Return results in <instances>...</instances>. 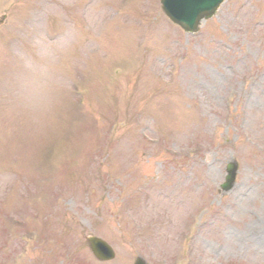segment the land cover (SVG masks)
Returning a JSON list of instances; mask_svg holds the SVG:
<instances>
[{
	"label": "rangeland",
	"instance_id": "1",
	"mask_svg": "<svg viewBox=\"0 0 264 264\" xmlns=\"http://www.w3.org/2000/svg\"><path fill=\"white\" fill-rule=\"evenodd\" d=\"M159 3L0 0V264H264V0Z\"/></svg>",
	"mask_w": 264,
	"mask_h": 264
},
{
	"label": "water",
	"instance_id": "2",
	"mask_svg": "<svg viewBox=\"0 0 264 264\" xmlns=\"http://www.w3.org/2000/svg\"><path fill=\"white\" fill-rule=\"evenodd\" d=\"M223 0H162L166 14L176 23L182 25L184 30L193 31L203 18H210ZM236 167L228 170L227 184L224 190L231 188L235 181ZM88 244L94 256L100 261H107L114 257L111 249L101 240L88 238ZM134 264H146L137 259Z\"/></svg>",
	"mask_w": 264,
	"mask_h": 264
}]
</instances>
